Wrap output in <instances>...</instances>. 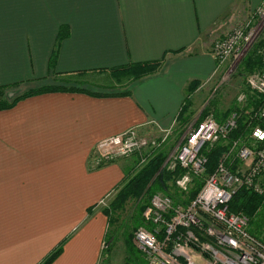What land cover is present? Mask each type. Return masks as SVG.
<instances>
[{"label": "crops", "instance_id": "0c3cea01", "mask_svg": "<svg viewBox=\"0 0 264 264\" xmlns=\"http://www.w3.org/2000/svg\"><path fill=\"white\" fill-rule=\"evenodd\" d=\"M262 1L0 0V88L160 62L127 95L45 93L0 111V264H41L58 246L51 264L99 263L107 219L94 207L128 166L89 169L92 148L173 126L186 91L215 77L213 42Z\"/></svg>", "mask_w": 264, "mask_h": 264}, {"label": "built area", "instance_id": "2783aa9c", "mask_svg": "<svg viewBox=\"0 0 264 264\" xmlns=\"http://www.w3.org/2000/svg\"><path fill=\"white\" fill-rule=\"evenodd\" d=\"M259 28L264 35V0L249 19L213 42L211 55L216 62V74L228 62L240 59L259 40L255 39ZM258 53L263 66L245 78V87L262 100L253 114L257 124L250 133V140L262 145L264 46ZM238 100L244 106L247 95H240ZM235 128V118L218 123L212 115H207L186 131L173 158V167L182 170V174L175 177L174 185L185 193L195 178L204 176V182L186 206L174 204L164 194L156 193L151 197L143 211L144 223L149 228L139 227L134 232V244L144 254L146 264H264V244L248 233L246 217L232 213L228 208L240 188L258 195L263 193L260 177L264 168V149L255 153L251 144L234 142L224 160L233 156L241 163L250 161L249 167L233 172L222 162L212 174H205L207 160L201 154L202 149L227 139ZM170 131L161 130L158 136L145 137L137 128H131L102 139L93 148L90 167H102L134 155H139L140 162L145 164L168 144Z\"/></svg>", "mask_w": 264, "mask_h": 264}, {"label": "trees", "instance_id": "16d2710c", "mask_svg": "<svg viewBox=\"0 0 264 264\" xmlns=\"http://www.w3.org/2000/svg\"><path fill=\"white\" fill-rule=\"evenodd\" d=\"M66 32L64 31V28H62L61 32L57 36V41L54 46V49L52 51L50 60H49V66L50 69H53L54 64L56 62L57 58V49L58 46L65 37ZM258 42V41H257ZM253 46L252 50L247 54V56L242 60L239 68V75L244 76L245 78L254 72L255 70H259L262 67V61L261 57L258 53L260 48L264 46L263 40L258 42ZM160 67V62H153V63H147V64H136L132 66H128L125 68H118L113 69L111 72H119V71H126L129 70L126 74L130 80L135 81L139 80L145 76L151 75L155 73ZM244 78V79H245ZM14 86L9 87H1L0 88V111L6 110L9 108H12L15 104H17L19 101L40 95L45 93H53V92H65V93H75V92H86V94L90 96L95 97H106V96H123L127 95V92H119V93H110V94H104V93H92L90 90L85 88H78L76 86H67V85H56V84H49L45 86H41L35 89H30L23 95H16L11 100H6L5 98V92L8 89L14 88ZM198 87V84L196 82L193 83V85L186 91V96L184 99V104L177 115V122L179 123V126L186 125L189 121V118L192 114L191 112V106H192V100L188 98V96L193 93V91L196 90ZM246 89V95H247V102L244 106H241L237 103V106L230 107L223 116L219 117V113L215 112L214 119L218 123H224L229 116L232 114L236 117V128L232 130L227 139L220 140L215 144V147L213 149L208 150L207 147H204L201 151V154L205 156L207 162H206V175H210L214 172L215 168L218 165V161L220 160V157L222 153L223 155H228L232 149L233 143L237 141H248L250 137L251 130L256 126L257 122L253 117L254 112L260 107L261 104V98L258 97L256 94H251L247 88ZM207 113V112H206ZM205 116V115H204ZM203 116V117H204ZM203 117L199 119L198 123L203 120ZM197 123V124H198ZM261 145V144H259ZM264 146V143L262 144ZM165 148V147H164ZM159 150L148 162L145 168L138 171L132 178L128 179L126 183L123 185L121 191L118 193L119 196L116 197L111 205V209H105L103 211V214L105 217H107L108 225L110 226L111 223L116 222L117 220H114L112 217L117 212L123 213L125 212L128 204H131L134 206L135 202L136 205L139 206L138 212L136 213V220H139V222H135L136 224L133 226V228L138 229L139 225H141V213L145 210V208L149 205L151 197L161 192L164 195L169 196L174 204H182L186 206L188 203H190L197 195L199 190L202 187L201 178H195L192 183V190L190 188V196H186V192H180L174 185L175 176L174 174H167L166 172H160L159 169L161 167V164L164 160V150ZM135 157L138 160V156L135 155ZM233 156H228L225 161V166L231 167V163L233 160ZM134 162V160H132ZM132 162V163H133ZM128 166V165H127ZM128 170V167L126 168ZM126 176V174H125ZM178 175H176L177 177ZM172 181L173 186L168 185V182ZM262 185L264 189V172L262 173ZM171 187V188H170ZM173 187V188H172ZM242 190V189H241ZM237 190V192L233 195L231 198L228 208L230 212L232 213H243L245 216L248 217L251 224V230L248 231V233L255 237L257 240L261 241L262 238H260V235L264 234V191L261 195H255L251 193L250 191H244V190ZM185 197L188 198V200H184L183 202L186 204H183L181 202L182 199ZM186 199V198H185ZM138 202V203H137ZM136 205L134 206L136 209ZM143 220V219H142ZM144 223V220H143ZM138 227V228H137ZM149 228L147 225L140 226ZM124 228V227H123ZM125 229V228H124ZM129 229L127 228L126 231ZM130 237V235L128 234ZM127 236V237H128ZM264 237V235H263ZM129 241L128 238L124 240V243L126 245V250L128 253V259L125 262V264H140L138 261L132 262V256L136 253V255L139 253V250L132 244V242ZM127 243V244H126ZM61 246H58L41 264H51L61 253ZM138 252V253H137ZM141 252V251H140Z\"/></svg>", "mask_w": 264, "mask_h": 264}, {"label": "rangeland", "instance_id": "374dc122", "mask_svg": "<svg viewBox=\"0 0 264 264\" xmlns=\"http://www.w3.org/2000/svg\"><path fill=\"white\" fill-rule=\"evenodd\" d=\"M250 17L251 16H249V17L248 16H243V17L241 16V18H239L236 22L235 21L232 22V25L230 26L229 30L226 33H224L223 36L228 34L231 30L236 28L239 24L243 23L244 21H246ZM263 37H264V35L262 34V30L259 28L255 39L258 38L259 40L258 39L257 40H258V42H260L261 40H263ZM220 38H222V37L220 36ZM253 46L237 61H235V62L230 61L226 65H224L222 67V70L218 71L217 74L215 75V77H213L210 82L205 84V87L201 88V90L197 92L196 96H194L192 99V106H191L192 114H191L189 121L186 125L179 126V123L176 121V123L173 124V126H171L169 129H167V130H171V131H170V134L168 136L169 142L164 148L165 149L163 152L164 153V160H163L161 167L159 169V173L160 172H163V173L166 172L167 174H174L175 177H176V175L180 176L182 174V170L179 167H176V166L173 167V164H174L173 158H174L176 151H177L178 147L180 146L181 141H182L186 131L188 130V128L195 126L198 123L200 118H202L204 115L205 116L203 117V119L207 115H212L213 117H215L214 113L218 112L219 117L221 119L223 114L230 107L237 106V103L241 106H242V104H244V103H240L238 100V97L240 95H243V94L246 95L245 79H244L245 77L239 75L238 66L240 65L242 60L247 56V54L252 50ZM262 66H263V62H262ZM128 71H130V69L126 70V71H119V72H117V71L116 72H108L106 74H101L98 76L97 75H94V76L93 75H63L62 76L61 75V76L56 77L57 79L55 81L50 80L47 83H40V84H34V85H30V84L19 85L18 87L8 89L5 92V98H6V100H11V99H13L14 96L23 95L24 93H26L30 89H35V88L45 86V85H49V84H56V85H64L65 84L67 86L68 85L69 86H76L78 88L88 89L92 93L93 92L94 93H104V94L119 93V92L121 93L124 90L123 88H125V84L129 83V82L131 83L133 81V80L131 81L130 78H128L126 76ZM254 72H252V73H254ZM135 81H138V80H135ZM82 93L86 94V92H82ZM232 118L236 119L234 114L229 116V118H227L226 120L232 119ZM139 134L141 136H144L143 133L139 132ZM145 137H155V136L145 135ZM241 143L251 144V146L255 150L254 151L255 153H258V151H261L262 149H264L263 145L255 144L254 142H252V140H250V137H249L248 141H244V142L241 141ZM215 144L207 146V149L208 150L213 149V147H215ZM92 153H93V148H92V150L90 152V156H89V162H88L89 169L95 170V169H99V168L104 167V166L98 167V168H91L90 167ZM223 154L224 153H222L220 160L218 161V164L222 163V162H224V164H225L226 160H224V159H225L226 155H223ZM132 160H134V162ZM140 160H141V157L139 155H138V160L134 155V156H131L128 158H121L115 162L107 164V165H110L113 163H118L120 161H123V162L127 161L128 170L126 172V176L123 177L119 186H117L112 191H110L101 201H99L98 204L95 205L94 212H102L103 213V211L105 209H109V208L111 209V205H112L114 199L119 196L118 193L121 191V189H122L123 185L126 183V181L128 179L132 178L138 171H140L146 167L147 163L142 164L140 162ZM107 165H105V166H107ZM249 165H250V161L241 163L236 158H234L232 160V163H231L232 168L231 167H228V168H230L233 172H237V171L240 172V171L246 170L249 167ZM263 172H264V168L262 170V173ZM262 173H261V177H260L261 180H262ZM203 182H204V176H202L200 183H202V185H203ZM261 183H262V181H261ZM168 185L173 186V182L169 181ZM241 189L244 191H250V190H247L245 188H240L239 190H241ZM191 190H192V188H191ZM250 192L253 193L252 191H250ZM158 193L163 194L161 192H158ZM186 193H187L186 196H188V195L190 196V191H187ZM253 194L256 195V193H253ZM185 198L181 200V202L183 204H186L183 202L184 200H188L187 197H185ZM135 205H136V202H135L134 206ZM134 206L132 205V203L128 204L125 212H123V213L117 212L116 214H114L112 218L114 220H117V221L114 223H111L110 226L108 225V222L106 221L105 238H104L103 243L101 244V258H100L98 264H125V262L127 261L129 256H128V253L126 250V245L124 243V240L126 238H128L129 241H131L132 244L135 246V244H134V232H135L136 228H133V226L136 224L135 222H137V223L139 222V220L135 221L136 220L135 211H136V213L138 212L140 205L139 206L136 205V209ZM90 211L92 212V209ZM239 213L242 214L243 216H245L243 213H241V212H239ZM245 217L247 219V230L249 231V230H251L250 220L248 219L247 216H245ZM105 218H107V217H105ZM142 219H143V212L141 213V225H139L138 227L144 225ZM127 228L129 229L128 231H126ZM128 234L130 235V237L128 236ZM263 235L264 234L260 235V238H262L261 239L262 241L264 239ZM131 260H132V262L138 261V263H140V264H146L147 263L144 254L141 253L140 251L137 255L135 253L132 256Z\"/></svg>", "mask_w": 264, "mask_h": 264}]
</instances>
